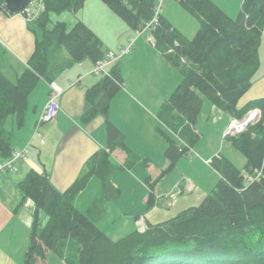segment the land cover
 I'll list each match as a JSON object with an SVG mask.
<instances>
[{
	"label": "trees",
	"instance_id": "1",
	"mask_svg": "<svg viewBox=\"0 0 264 264\" xmlns=\"http://www.w3.org/2000/svg\"><path fill=\"white\" fill-rule=\"evenodd\" d=\"M85 1L43 0L44 8L33 20L43 36L36 41L30 67L13 81L0 63V162L10 158L15 149L7 122L14 117L18 128L24 126L28 97L39 77L51 82L61 64L67 66L87 58L95 63L106 57L103 42L85 22L78 20L70 26L54 18L67 10L77 12ZM102 1L134 30L149 22L158 9L157 0ZM178 1L199 19L201 27L194 38H188L159 11V22L151 29L156 47L182 73L168 102L192 125L198 120L203 95L236 118L260 108L263 115L258 122L228 136L244 153V168L224 154L213 157L211 164L220 179L200 203L150 223L143 231L133 230L112 239L73 201L93 175L103 179L105 191H114L110 181L115 170L112 151L119 147L132 153L123 132L107 118L108 148L90 157L86 171L68 189L58 190L46 170L30 168L19 180L24 201L31 199L35 205L25 264H38L51 250L69 264H264V178L245 184L243 174L264 167V97L239 105L260 66L264 0H242L236 17L213 0ZM0 5L9 11L4 0ZM61 51L69 55L66 63H60ZM122 83L121 74L112 70L111 75L93 84L87 91L89 106L83 121L99 113L109 117L111 100ZM160 132L169 141L166 156L170 165L155 179L148 178L152 189L187 152L171 134L161 128ZM148 161L144 159L143 163L147 165ZM152 203L151 195L149 205Z\"/></svg>",
	"mask_w": 264,
	"mask_h": 264
},
{
	"label": "crops",
	"instance_id": "2",
	"mask_svg": "<svg viewBox=\"0 0 264 264\" xmlns=\"http://www.w3.org/2000/svg\"><path fill=\"white\" fill-rule=\"evenodd\" d=\"M86 1L84 8L87 7ZM98 3L100 5V2ZM217 4L226 11L223 5ZM102 5L105 6V4ZM180 5L177 1L168 0L163 14L169 20L172 18L171 10L186 15ZM79 11L80 9L77 14L81 15L83 12ZM82 21L95 30L93 24L87 19ZM133 31L126 34V39L118 43L116 50L121 45L129 43L130 39L136 35ZM42 36V29L35 21L26 18L22 12L11 13L0 5V63L7 77L17 81L30 67L36 41ZM154 45L137 37L130 52L117 63L110 65V73L112 70H117L123 78V83L115 99L110 103L109 117L99 113L91 120L83 121L84 112L89 106L87 91L104 77L92 71L94 61L87 58L73 62L71 65L58 66L53 80L60 83L65 91L60 98L58 115L41 126L45 143L42 144L38 137L34 138L28 158L18 162V171H7L0 175V264H25L31 245L35 205L31 199L24 201L18 188L19 180L30 168L46 170L51 183L58 190L68 189L86 171L90 157L101 149L108 148L107 118L123 132L125 142L132 153L129 155L119 147L112 151L115 170L110 176V181L115 188L114 191H105L103 179L93 175L86 187L75 195L73 201L77 209L89 215L112 239H119L133 230L140 229L138 220L141 218L146 224L158 223L174 216L177 211L200 203L207 194V191L198 193L197 199L193 198L195 191L206 189L201 178L194 174L193 170L196 166H200L199 161L207 163L206 160L211 157H202L197 162L196 158L192 157L197 153L193 150L191 142H194V137L196 139L201 134L196 126L189 124L172 108H168V113L165 112L166 119L161 115L157 118L166 120V123L169 121L172 123L171 126L168 123L167 125L174 133L178 132L176 134H179L180 141L176 140L177 145L186 147L187 152L183 155L185 157L181 156L183 158L178 159L175 166L155 185L154 189L149 186L148 178L155 179L170 165V160L166 156L169 141L160 132L159 124L161 123L158 120L149 116L146 122L142 117H134L129 111L126 100L133 104L134 96H136L129 91V86L132 84L133 90L140 91L144 95L149 87L146 86L147 84H141L139 73L136 76L137 81L133 79L132 73L125 68L128 62L127 57L133 61L141 52L147 55L152 54L156 64L154 74L158 76L157 80L162 84L158 89L155 86L152 88L154 91L157 90L153 99L158 106L163 101V105L166 104L165 102L169 100L171 93L182 80V73L178 72V76L177 68ZM110 50L112 49H104L105 53ZM60 59V63H66L69 59L68 53L61 51ZM41 79L44 78L39 77L29 94L24 126L18 128L14 123V117H10L7 122L9 130L12 131V145L15 148L25 145L32 139L36 122L46 105V103L41 105L36 100L40 83L43 82ZM132 81L134 82L130 83ZM45 82L46 97H48L49 82L46 80ZM143 82L147 83V80L143 78ZM152 89L150 87V91ZM157 95L160 96L159 99ZM135 103L138 105L136 101ZM214 107L215 105L212 104V109ZM219 113H221V120L228 119V125L233 116L226 112ZM150 118H152L151 123L148 122ZM171 136L175 138L174 134ZM144 159L149 160L147 165L143 163ZM213 183L212 188L216 185V179ZM151 195L153 203L149 205ZM38 264L69 263L57 252L51 250L46 259L38 260Z\"/></svg>",
	"mask_w": 264,
	"mask_h": 264
},
{
	"label": "rangeland",
	"instance_id": "3",
	"mask_svg": "<svg viewBox=\"0 0 264 264\" xmlns=\"http://www.w3.org/2000/svg\"><path fill=\"white\" fill-rule=\"evenodd\" d=\"M174 1L179 2L178 0H174ZM213 1L219 3L220 5H223L226 11L229 13V15L233 17L237 16L238 12L241 9V5H242V0H213ZM86 2H87L86 3L87 7L85 8L82 7L79 11V12H83L81 15H79L80 13L77 14L76 11L67 10L61 14H55L54 15L55 20L63 19L67 23H69L70 26H72L78 20L87 19L89 22H91V24H93L95 33L98 35V37L103 42V49H106V50L112 49L114 51H117L119 49L118 48L116 50V47L119 45L118 43H121V41H124L126 39V34L127 33L129 34L130 31L132 32L134 29L128 24V22L124 18H122L118 13H116V11L112 7L104 3L102 0H92V1L87 0ZM98 2H100V5ZM102 4H105L106 7L105 6L103 7ZM167 4H168V0H157V8H160V11L162 13H164V10ZM36 6L37 7L44 6L43 0H37ZM183 9L186 15H182L174 10H171L170 15L172 18L170 20L185 36H187L188 38H194L199 28L201 27V22L189 10H187L184 7ZM25 16L26 18L29 17L27 14H25ZM33 18L35 17L32 16L31 19L29 18L28 19L32 20ZM133 32L134 34H136L135 30ZM138 37H141V39L144 40L145 42H149L150 44H153V45L155 44L154 40L148 39L147 33L141 36H138ZM259 57H260V66L253 77V84L249 88V90L240 98L239 105L245 104L247 101L252 100V99H258V98L264 97V32H263L262 42L259 48ZM127 60L128 62H126V67L125 66L124 67L128 68L129 71L132 73V77H134L133 79L136 80L137 79L136 76L139 73V76L141 77V80H140L141 84H147L146 86L149 87L146 95H144V93L142 94V92L140 91L136 92L135 90H133L134 88L132 84L129 86V91H132L136 95V96L134 95L133 96L135 98V101L138 103V105H136L135 101H133V104H131L129 100H126L129 111L133 114L134 117H138V118L142 117L146 122H147V117L152 116V118L158 120L159 123H161L159 124V127L161 129L165 130L169 134L170 133L174 134L175 139L179 142L180 136H178L179 134H176L178 132L176 131V133H174L173 130H171L168 127V125L171 126L172 123L169 121L167 122L168 123L167 125V123L165 122L166 120L161 119V118L159 120L157 118L158 115H161L162 117L166 119L165 112L167 111L168 113V108H171V107H170V104L168 103V100L165 102L166 103L165 105H163L164 103L163 101L160 104V106H158L153 99V97L156 95L155 92H157V90L154 91L152 89L153 86H155L158 89L159 85H162V84L158 82L157 80L158 76L154 74V68L156 67V64L152 58V54L147 55L146 53L141 52L136 56V58L133 61L131 58H128V57H127ZM178 72H180V70L177 68L176 73L179 76ZM143 78L147 80V83L143 82ZM167 78L169 80V75L167 76ZM41 80L43 82L40 83V86H39L40 91L38 89V93L36 94L37 95L36 100L37 102H39V104L44 105L48 97H46L47 96L46 95L47 90L45 87L46 82L44 79H41ZM177 80L178 78L176 76V81ZM133 82L134 81L130 83H133ZM150 87L152 89L151 91H150ZM49 90H50V84H49ZM152 93L153 95L151 96ZM115 95L111 101L115 99ZM159 98L160 96L157 95V99ZM203 98H204V101H203L202 109L199 113L196 124H194V126H196L197 128V131H199L201 135L196 137V139L194 137V142H191L193 150L197 153L196 155H192V157L196 158V162H197L201 160L202 157L210 156L211 158L207 159L206 160L207 162L208 160H212L213 157L219 154H224L228 156L229 158H231L240 168H244L245 163H246V157L244 153L232 144V142L228 138V136H232V135L225 134L227 127L229 126L231 122V119L227 125L228 119L221 120L220 118L221 113H219V112H225V111H223L216 105L214 109H212V103L210 99L206 95H203ZM121 101L123 102V97ZM254 109H257L259 111V116H258V119L255 120V122H250L249 125L258 122L262 118V115H263V112L260 108H254ZM251 110H249L245 115H247ZM152 118L148 120L149 123L152 122ZM242 118H239V119H242ZM35 129H36V125H35ZM35 129H34L32 139L30 140H33L34 138L38 137L35 135ZM41 133H42V130H41ZM42 137H43V133H42ZM164 137L166 139L165 135ZM38 138H39V141L41 142L40 137ZM27 143L28 141L25 143V145ZM25 145L15 148V149H22ZM28 156L29 154L27 155V158ZM26 159H22V160H26ZM199 162H201L200 166L199 165L196 166L195 167L196 169H194L193 171L195 172L194 174H197L201 178L202 184L206 187V189L205 190L198 189L197 191H195V193H193V198L195 199H197L196 197L198 196V193H205L206 191L208 193L209 191H211L212 186L214 184L213 181H215L216 179V183H217L220 179V173L212 166L211 162H207V163H202V161H199ZM128 165H130V163ZM21 176H22V173L20 174V177ZM201 188H204V187H201ZM177 212H175L174 215H176ZM147 226L148 224H146V228Z\"/></svg>",
	"mask_w": 264,
	"mask_h": 264
},
{
	"label": "built area",
	"instance_id": "4",
	"mask_svg": "<svg viewBox=\"0 0 264 264\" xmlns=\"http://www.w3.org/2000/svg\"><path fill=\"white\" fill-rule=\"evenodd\" d=\"M36 1L37 0H31L30 3L27 5V7L21 11L22 13L27 14L29 16L28 17L29 19H31L32 16L36 17L35 15H37L44 8V6L37 7ZM159 11L160 8L157 9L153 18L149 22H147L145 25H143L142 27L136 30V35L130 39L128 44L121 45L117 51L110 50L106 54L105 58L96 61L94 63V67L92 71L97 75H104V76L111 75L109 69L110 65L117 63L118 61L121 60V58L125 54L130 52L131 47L134 45L136 38L138 36L147 33L148 39L155 41V37L153 36L151 29L154 28L159 22ZM49 84H50V90L48 92V100L46 102V105L42 113L40 114L37 120L36 129H35V135L40 137L42 143H45V139L42 137L41 126L45 123L52 121L58 115L60 110V98L65 91V88L57 81L53 80L49 82ZM254 113L256 114V117L255 118L251 117L248 119V117L252 116V114ZM258 116H259V111L257 109H252L247 114L246 118L239 119L236 117H232L231 122L227 127L225 134L236 135L244 131L248 127L250 122H255V120L258 119ZM245 119L247 120L245 121ZM31 145H32V140H29L28 143L22 149H15L10 158H8L3 162H0V175L7 171H17L18 162L22 159L27 158V155L30 152ZM207 162H211V160H208ZM243 174H244V183L248 184L254 180H259L261 178H264V167L263 166L256 167L254 168L253 171L250 172L244 171ZM138 225L141 231H143L146 228V224L143 218L138 220Z\"/></svg>",
	"mask_w": 264,
	"mask_h": 264
},
{
	"label": "water",
	"instance_id": "5",
	"mask_svg": "<svg viewBox=\"0 0 264 264\" xmlns=\"http://www.w3.org/2000/svg\"><path fill=\"white\" fill-rule=\"evenodd\" d=\"M31 0H4L6 8L11 12H21L24 10ZM245 115L243 118H246Z\"/></svg>",
	"mask_w": 264,
	"mask_h": 264
},
{
	"label": "bare ground",
	"instance_id": "6",
	"mask_svg": "<svg viewBox=\"0 0 264 264\" xmlns=\"http://www.w3.org/2000/svg\"><path fill=\"white\" fill-rule=\"evenodd\" d=\"M250 115H251V114H250ZM251 117L255 118V117H256V114H255V113L252 114V116H249L248 119L251 118ZM246 120H247V119H245V121H246Z\"/></svg>",
	"mask_w": 264,
	"mask_h": 264
}]
</instances>
